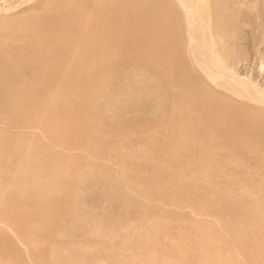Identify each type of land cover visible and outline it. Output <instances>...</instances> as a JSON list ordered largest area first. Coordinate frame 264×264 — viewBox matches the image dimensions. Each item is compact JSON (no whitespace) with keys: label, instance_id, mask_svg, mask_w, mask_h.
I'll return each instance as SVG.
<instances>
[{"label":"rangeland","instance_id":"374dc122","mask_svg":"<svg viewBox=\"0 0 264 264\" xmlns=\"http://www.w3.org/2000/svg\"><path fill=\"white\" fill-rule=\"evenodd\" d=\"M124 1L0 0V264H264V0H199L236 45L214 44L226 63L214 84L174 58L170 0ZM150 71L163 114L140 121ZM120 88L132 97L116 101ZM186 96L223 121L220 149L206 148L216 172L199 178L178 159L151 173L160 140L181 128L165 104ZM129 107L137 119L119 117ZM146 135L156 142L139 145Z\"/></svg>","mask_w":264,"mask_h":264},{"label":"bare ground","instance_id":"6f19581e","mask_svg":"<svg viewBox=\"0 0 264 264\" xmlns=\"http://www.w3.org/2000/svg\"><path fill=\"white\" fill-rule=\"evenodd\" d=\"M78 1L82 2L83 3L82 5H87L88 0H77V2ZM131 1H132V3H131ZM130 3L132 5H134L133 0H130V2H129V0L124 1V5L125 4L130 5ZM170 3L177 12V17H178L177 26L180 28V30L182 32V35L180 36L181 37L180 40H179V38H178V41L175 39V44L172 45L171 52L175 56L174 58H176V60L179 61V59L177 58L178 57L177 54L182 51L183 55H185L187 57L188 62L191 63L192 66H194V69H192V70H195L197 72V74H199V76H201V77L198 76L199 80L204 82V84H214L215 82H217L216 81L217 72L224 70V65L226 63L224 64L222 59H219L218 57L215 56V54L213 52V46L215 43H219V44H221V46H223V45L224 46H232L233 45V47H236L234 42H233L234 44L231 43L233 41V38H232L233 32L228 30V29L221 27V24L220 23L218 24L215 20H213V21L209 20L212 17L213 12L211 10V17L207 16L208 14H207L206 10H205L206 13H205V11H203V13H202L200 11V9H203V3L199 0H170ZM75 4H73V5H75ZM253 4H254V1H253ZM251 7L252 6L250 4V8ZM248 12H250V11H248ZM171 15H172V13H171ZM139 17H140V15H139ZM234 18H235V16H234ZM115 20L117 21V19H115ZM130 20L131 19L129 18V21ZM136 20H137V18H136ZM165 20H166L165 17H163L162 19L156 20V21L154 20V24L156 26L162 27L161 25H163L165 23ZM125 21H127V20H125ZM143 23L151 25L153 23V21H149V20L144 18ZM127 24H128V22H127ZM142 28H144V25H142ZM146 28H147V26H146ZM119 29H121V28H119ZM127 30H129V29H127ZM151 34H152V38L148 42H147L148 39L145 41L147 42L148 46H151L152 49H154V51L148 55L147 60H149L152 57L155 58L157 51H159V50L162 51L164 49V47L161 46L160 49L158 50V46L163 44V42H164L163 37L166 36V33L164 30L154 31ZM128 43H131V41L128 40ZM169 47H170V45H169ZM123 51H124V48H123ZM176 52H177V54H176ZM183 55L181 54V58ZM202 56L205 57L204 62L202 60ZM181 58H180V60H181ZM126 64H128V63H125L124 65H126ZM179 64H181V61H179ZM261 64L262 63H260V68H262ZM181 67H182V65H181ZM136 69H138V67H136ZM136 69H135V71H137ZM178 70H183V68H179ZM150 72H146V75L148 78V83L146 84L144 89L143 90L140 89L141 92L137 93V94H141V97H143L144 99H146L150 102L151 109H149L146 112H140L136 109L131 110L132 108L129 107L128 109H130V110L129 111L126 110L127 112L120 115L119 116L120 118L127 116L128 118L132 117L133 119H137V116H135V115L138 114V112H140L141 114H144V116L142 117V119H140V121H145L148 118L151 119L152 117H157L158 115L163 114L162 113L163 108H161V105L163 102H162L161 96L157 94V91H159L160 88H159V86L156 87L154 85V82H156V76L152 72L151 73ZM177 72L179 73L180 71H177ZM137 74H139V73H137ZM225 74H227V73H225ZM230 77H232V76H230ZM136 79H137V77H136L135 72L131 70L128 74V77L127 76L124 77L123 81L124 80L129 81V83L128 82H126V83H128L130 85V83L135 82ZM121 80H122V78H121ZM245 81H247V80H245ZM119 83H120V79H119ZM122 83L124 84V82H122ZM234 84L237 86V88H234L231 91L238 96L239 92L241 90H243L244 88L237 81H235ZM129 88H131V87H129ZM133 88H134V86H133ZM131 90H135V89H131ZM255 90H254V92H255ZM112 91H114V90H112ZM160 91H161V89H160ZM117 92H116L117 96H114V99L117 97L115 99L116 101H122L123 97L121 95H124V94L128 98L132 97V94L130 92H127V89H124V88L121 89L120 88ZM113 93L116 94L115 92H113ZM256 93H258V92H256ZM164 94H165V92H164ZM134 95H136V94H134ZM258 96H259V94H258ZM112 97H113V95H112ZM137 97H139V95H137ZM186 97H188V98L170 100L169 102L167 101L168 102L167 104H165L164 111L166 112V114L169 117L176 119V121H174V123H173V124H175L174 125L175 128L178 127V125L181 128L178 129V131H180V132L178 133V136H176L177 139L174 140V142L172 141L173 143L166 144L163 140H160L159 146L156 147L155 153H157L156 157H158L156 160L158 161V159H159L161 161L160 162L161 169L157 166H156L157 168L155 166L151 169L148 168V170H150L151 173L161 171L162 166L164 167L165 165H168L167 163H170L172 165L173 163L177 162L178 159H181V161H182L181 164H183V166L193 165V166L200 168L201 174H197L199 178L206 176L207 172L210 170H213V172H216V171H214V169H216L215 164L217 163V160L214 157H209L206 155V153H207L206 148L208 146L213 145V146H215L214 148H217V151L220 149L222 141H223L221 139V137L223 136L224 131H225L224 127H223L224 126L223 121L219 120L216 122V119L220 118L219 114L217 113L214 116V115H211L210 113H208L207 110L210 112V111H212V108L210 107V105H205L204 104L205 101H203V100L201 101L200 104H202L203 107L208 106L207 108H205V109L190 108V106L192 105L191 103H193V104L197 103L198 100L195 99V97H190V96H186ZM104 98H106V97H104ZM223 98H224V96H223ZM259 101H260V99H259ZM141 102L143 103L142 100H141ZM111 103H112V101H111ZM106 105H107V103L105 102V106ZM145 106H148V104ZM118 108H120V106H118ZM109 109H110V107H109ZM123 110H124V108H123ZM201 111H204L206 113L208 119L200 116ZM211 118H212V120H211ZM214 118H215V120H213ZM160 125H162V124H160ZM171 134H172L171 136H175L173 134V132ZM167 138H168V135H167ZM141 140L142 141L140 142L139 145L143 146V144H145V142H150L152 144V143L156 142V136L155 135L154 136L146 135V136L142 137ZM167 141H168V139H167ZM194 141L199 142V144L198 143L195 144ZM135 143H137V142H135ZM200 144H202V145H200ZM168 145H170V147H168ZM159 157H161V158H159ZM124 168L126 170H136L139 168V164L136 161H130V164L126 165ZM213 174L214 173H210L211 176ZM172 177H173V175H171V178ZM171 181L176 183L177 179L175 177H173L171 179ZM162 182L165 183L168 181L164 177L162 179ZM152 183H154V182H152ZM214 189H216V188H214ZM199 190H201V189L199 188Z\"/></svg>","mask_w":264,"mask_h":264}]
</instances>
